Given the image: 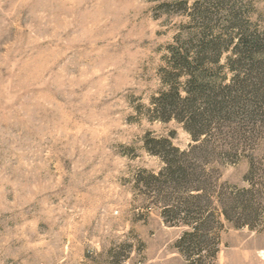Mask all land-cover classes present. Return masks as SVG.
Here are the masks:
<instances>
[{
    "label": "rangeland",
    "instance_id": "rangeland-1",
    "mask_svg": "<svg viewBox=\"0 0 264 264\" xmlns=\"http://www.w3.org/2000/svg\"><path fill=\"white\" fill-rule=\"evenodd\" d=\"M202 40L249 108L195 142ZM0 264H264V0H0Z\"/></svg>",
    "mask_w": 264,
    "mask_h": 264
},
{
    "label": "trees",
    "instance_id": "trees-1",
    "mask_svg": "<svg viewBox=\"0 0 264 264\" xmlns=\"http://www.w3.org/2000/svg\"><path fill=\"white\" fill-rule=\"evenodd\" d=\"M201 42L199 48L202 50V53H199L200 55L195 59L197 66H191L192 64L188 63L186 58L181 61L190 72H193V74L194 71L197 72L195 73L193 80L191 79V81L194 82V85L192 82L189 83V90L184 99H181L180 93L173 89V93L165 97L166 101L163 103V110L165 112L168 114H175L174 118L178 121L185 120V123L187 124L185 129L191 134L195 142H199L202 136H208V123H219L221 120L223 122H230L233 120L236 110L239 108L243 109V107L249 108L248 105H240L241 102L247 103L241 99L246 91L244 87L239 86L237 89L238 92L231 87H226L218 93L217 89L210 86V83L206 84L205 75L207 70L203 71L202 69L206 64L204 51L210 48L211 52H214L219 44L215 42H205V40H202ZM246 47L249 49L250 54L259 50L257 44L253 42L248 43ZM159 145L163 146V142H160ZM197 149L198 148L195 146L191 149V152H195ZM163 158L166 160L168 171H170V173L173 171V174H169V176H177L176 179H173L172 181L175 185L184 187L191 179V176H196L194 168L192 169L193 172L190 173L189 170L191 169L188 167H185L184 165H175L174 161H170L168 157ZM201 177H203V175L202 173H199V178L197 179L198 182H200ZM193 189L197 192L201 190L200 187H194ZM200 222L201 221H195L196 227L194 228L196 232L192 237L199 235L202 227Z\"/></svg>",
    "mask_w": 264,
    "mask_h": 264
}]
</instances>
